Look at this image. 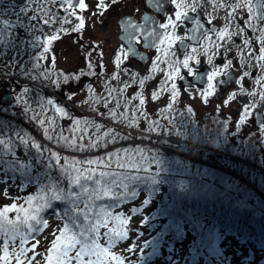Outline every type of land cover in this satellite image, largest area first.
I'll use <instances>...</instances> for the list:
<instances>
[{"label":"trees","instance_id":"trees-1","mask_svg":"<svg viewBox=\"0 0 264 264\" xmlns=\"http://www.w3.org/2000/svg\"><path fill=\"white\" fill-rule=\"evenodd\" d=\"M54 76L53 79H56V75ZM25 78L21 72L9 77L10 80L18 82ZM28 81L33 84L24 82L23 86L14 84V87L28 88L32 94L43 96L46 94L40 89L55 90L57 94L56 97H52V100L60 99L62 101L66 100L67 92H72L71 86H69L70 81L65 85L61 77L60 88L44 85H41L42 88L36 87V84L40 86L39 79ZM87 112L82 117L83 126L81 128L85 126V120H95L96 123L103 125L99 132L89 126L87 135L83 140H80V132L73 131L72 124H63L52 114L56 119V130L52 133L54 138L62 130L69 139L75 137L77 143L87 145L90 141L96 140L97 136H102L111 129L118 137L114 143H108L106 147H97L84 153L73 152L53 141L45 140L36 121H31V125L22 123L21 119L27 117H20V112L17 114L18 116L0 114V132L3 133L5 140L11 139L8 148L0 145V184H13L18 191L16 201L13 202L19 209L10 210L6 214L8 219L16 220L17 216L23 218L25 212L30 211L36 204L34 200L32 205H29L26 198L30 195L36 196L42 183L47 184L59 175L55 161L46 159L47 153L44 156H38L36 150L30 148L32 139L40 143L42 147L52 148L62 158L68 156L67 154H74L78 155L77 159L105 157L107 160L108 153L116 152L118 156L113 158L110 166L91 165L90 168L97 174L100 171H110L141 178L131 186L136 190L137 195L132 197L130 193L127 194L119 201V207L112 209V215L120 217L115 221V224L119 225L125 220L128 221L124 224L122 231L130 229L136 239L142 240L143 236L145 237L144 234L156 233L155 238L150 240L149 249L155 252L163 249L167 253L179 254L183 258V264H225L228 254L233 256L238 254L239 256L245 250L248 253V258L245 260L247 263L264 264V185L261 182L264 179V174L260 168L257 169L251 161L247 160L229 163L227 161L229 172H223L188 156L163 151V149L170 148L176 152L192 155L194 147L190 149L189 144L200 145L201 142L193 134L185 137L182 132L169 131L164 126L161 127L163 131L161 133L156 130L149 132L147 129L150 124L146 123L142 125V128L141 126L135 127L138 128V133L132 135L128 130H132L134 127H129L126 120L119 117L118 111L115 110L117 114L115 120L108 115L107 110L103 112V116L98 112ZM101 119L105 121L103 122ZM47 126L46 123L45 127ZM151 126L154 127L152 123ZM16 132L31 137L28 147L20 143L15 136ZM219 132L220 130L217 128H210L208 134L210 136V134ZM173 137L182 140V142H188V146L183 143L177 145L168 142ZM106 139H111V137ZM207 147L212 149L214 145ZM240 151L242 152V150ZM19 153L22 154L20 159L17 157ZM232 153L238 155V149L234 148ZM195 155L200 156L199 154ZM116 159L123 161L125 167L118 166L115 163ZM17 161L27 167L21 168ZM45 163H52L54 166L46 168ZM61 164H63V159H61ZM174 165L176 166L173 168ZM183 165L189 168V171H185L184 174L180 173ZM33 168L38 169L37 173H34V170L31 171ZM152 177H154L155 183L151 181ZM107 202L111 203L110 200ZM5 206L9 207V202L6 204L4 199H0V210ZM21 206L23 211H21ZM64 206L62 202L53 201V207L46 209L41 215L48 219L51 225H56L57 221L53 214L60 213ZM136 213H147V218L141 226L134 227L130 223ZM109 226H112L111 221ZM22 230L27 232L26 228H22ZM49 231L50 227L43 232L37 231L28 234L23 247L30 249L37 240L44 238H49L50 242L53 237L52 235L48 237ZM103 231L105 229H101V233ZM10 234L8 235L10 236ZM56 234L59 235L58 232ZM5 238V234L0 233V255L2 257L4 256ZM8 243L10 264L12 261H16L14 254H19V235L15 241L9 239ZM122 244L123 242L119 245ZM176 245L178 246L176 247ZM48 247H50V243ZM41 252H28L27 255L29 257L35 255V261H37V256ZM256 252L260 253L261 257L255 256ZM44 253L48 254L46 250ZM123 255L126 259L128 258L125 252ZM193 257L196 258L191 262L190 259ZM43 258L44 256L41 257V264H46ZM21 259L24 258L21 257Z\"/></svg>","mask_w":264,"mask_h":264},{"label":"rangeland","instance_id":"rangeland-1","mask_svg":"<svg viewBox=\"0 0 264 264\" xmlns=\"http://www.w3.org/2000/svg\"><path fill=\"white\" fill-rule=\"evenodd\" d=\"M21 0H1L0 1V19H7L11 22L15 23V12L19 11L21 6L24 4H20ZM37 1V0H33ZM44 0H38L41 2ZM144 0H124L121 4H119L116 8H113L111 11V15L107 12H103L102 15H93L97 11V9L90 11V19L89 25L85 32V40H88L91 44L92 48L97 49L102 52L104 50L105 55L107 56L109 67H105L106 71L101 73V69L99 74H95L90 76L87 82L83 81L84 85H82V81H71L69 83L72 93H74V98L71 101L67 99L65 101L68 102V105L71 107L74 118L68 123L72 124L73 129L76 127L75 121H82V117L86 114L87 111L94 112L93 107H95L98 113H103L104 111H108L109 109L116 110L119 113V117L126 120L127 124L131 123L134 127L132 130H128L130 134L137 135V130L142 125L153 124L156 128L155 130L159 133L163 132L161 127L168 128L169 131L182 132L185 134V137H189L191 134L196 136L201 142L199 144H189L191 146L192 155H188L186 153L176 152L170 148L163 149V151H169L175 154H179L181 156H188L189 158H193L195 160H199L202 164L207 165L211 168H215L221 170L223 172L228 171L229 162H242L243 160H247L248 162H252L253 165L262 171L264 174V136L260 135V129H257L252 122V117L255 111H262L264 113V101L261 100V93H264V79H260L264 77V68H261V65L264 64V60H260L259 57L262 55L259 49L264 46L261 43L262 30L264 28L261 27L259 22L255 20L253 7L252 12L249 13L247 7H241L237 9H233L232 7H227V5L240 3L243 5L245 0H208L206 3L208 7H214V13L207 14L205 17L209 21H215L220 26V31L224 29L225 25L228 26L227 31L229 33L239 32L240 28H243L244 31L239 35L233 36L229 39L225 36L221 39L218 36V39H204L201 46L199 47L200 58L203 59V62H207V56H212L214 58L219 55V52H223L224 49H217V45H223L226 48H231L232 53H225L224 56H220L226 62L227 59L233 60V67L240 78L243 71H247L250 73L248 77H245L243 80L239 79V83L235 87L236 97L242 98L245 104L249 105V116L245 121H239V117L235 116L234 118H226L228 122L224 123L225 120L221 119V114L224 116L230 115L231 111H233L234 106L227 104L223 105L222 103L216 104L211 100L213 96V91H210V94L205 99V90L206 89H182L180 84L178 83L179 76L174 77V79H167V77H163L162 70L160 72L158 70L153 71L152 67L144 68L142 66H137L134 64L132 60L123 55V51L121 50V43L118 39V32L120 28L118 26V18L121 15H134L137 13L139 8L141 7V2ZM254 0H251L253 2ZM179 2V0H178ZM186 4L187 0H184ZM224 5V6H221ZM46 6V5H45ZM49 6L44 9L49 10ZM174 9H177L174 4ZM198 10L203 12L201 6L198 7ZM111 8V7H109ZM117 9L118 15L114 16V12ZM180 10H185L186 8H179ZM175 12V11H174ZM229 14H231L232 19H229ZM29 15H37L35 12L30 11ZM23 18V17H22ZM250 21L252 27H249L245 24V21ZM99 24H102L104 28L99 27ZM254 29V30H253ZM11 32L13 35L11 37H6L4 41L5 45L2 49L3 56L0 58V114L6 115H15L20 112V117H27L21 119L22 123L30 124L31 120L29 116L32 115L31 112L25 114L24 103L18 101L17 96H22L23 101H28L30 107L37 108L39 110L38 105L35 103V99L37 94H32L29 92L27 94L24 93V89H21L17 86L14 87V84H20L19 86H23L24 82H29L31 85L32 82L28 81L30 79L28 76L24 75L25 66L28 69L32 67V57L33 55L29 52V48L25 49L23 44H21L18 40L19 34L16 32H12L11 30H7ZM75 33V32H74ZM173 36L176 35L175 31H171ZM66 39H69L65 36ZM28 39H34L33 34L29 33ZM70 40V39H69ZM69 40H66V42ZM244 40H248V45H244ZM172 44L175 45V42ZM236 45H240L241 47L238 49ZM62 48H65L63 46ZM171 53H175V55H171L168 57L171 63L178 59V52L176 49H173ZM27 52L29 57L24 58V52ZM29 52V54H28ZM207 52V55H205ZM70 51L62 53V56L58 58V61L55 62L53 67L52 61H47L42 65L43 67H48L52 69L56 75H59L61 79H63L64 75H67L72 71L70 66H67V60L70 57ZM249 53H251L256 59H249ZM116 54L120 55L119 66L117 67V61L114 62V58ZM161 54H165L164 49ZM122 57V58H121ZM15 61V63H13ZM97 62V61H96ZM241 62L244 65H251L245 68H241ZM96 64V63H95ZM170 64V62H169ZM190 67L193 68L194 60L189 62ZM175 67H180L181 64H175L173 67H169V71L166 73L173 72ZM62 68V69H61ZM119 69L120 75L115 76V72ZM32 71L31 75L35 76L37 71ZM67 70V71H66ZM21 72L25 79H20V82L10 80L9 77L13 74ZM180 73H183V70H180ZM9 74L10 76H8ZM117 75V74H116ZM69 76V75H67ZM116 77L115 79L113 77ZM133 76L135 78H133ZM145 77H149V79L144 80L146 84L143 86L140 85V80ZM55 78V76H53ZM259 80V82H257ZM158 81L157 85L148 88V85L152 82ZM175 83L177 85V96L175 99L172 98L171 94V85ZM73 84V85H72ZM125 84L128 86L125 87ZM35 85V84H34ZM37 84L36 87H41ZM45 86V85H44ZM47 87V86H46ZM74 87V88H73ZM40 89V88H39ZM44 89V90H42ZM40 91L44 92L46 96L40 95L45 99H52L55 97L56 91L50 90L48 88H42ZM56 89V88H55ZM69 89V88H67ZM107 89V90H106ZM111 89H115L114 92L109 95V91ZM5 92H10L14 98V102L9 105H4L2 102V96ZM158 93L156 99H152V93ZM255 93L254 96L249 95L248 93ZM38 93V92H37ZM69 93V92H67ZM99 99V103H95V101ZM140 99L144 100V104L140 105ZM55 101V100H53ZM58 101H62L58 99ZM64 101V100H63ZM119 101L120 107H116V103ZM107 102L108 107L105 108L104 104ZM71 105H74L72 107ZM217 105H221L220 109L217 110ZM47 111L41 115L40 118H45L47 116L55 115L53 106L47 105ZM84 109V111H82ZM88 113V112H87ZM57 118V116L55 115ZM77 117V118H76ZM127 118V119H126ZM144 119V121H142ZM27 120V121H25ZM59 121V119L57 118ZM102 120V119H101ZM103 122L105 120H102ZM172 121L173 123H170ZM145 122V123H144ZM47 123V122H46ZM62 123V122H61ZM241 123H244L241 125ZM64 124V123H63ZM67 124V123H66ZM82 122L79 125L81 128ZM211 129L217 128L220 130L218 134H208V131ZM78 132V131H76ZM168 140V139H167ZM168 142L179 145L183 143L187 145L188 142H182L180 139L170 138ZM214 145L212 149L208 148V145ZM188 146V145H187ZM198 148V149H197ZM236 148L238 149V155L232 153V150ZM242 150V152L240 151ZM244 151V152H243ZM195 154H199L197 156ZM71 157H77L78 155L67 154ZM18 159L22 157V154H17ZM202 157V158H201ZM248 158V159H247ZM206 163V164H205ZM240 164V163H238ZM176 165L173 166V168ZM32 168V166H29ZM34 173H37L38 169L33 168ZM189 171V168L185 165L182 166V172L184 174ZM262 185H264V179L261 181ZM7 192L5 196L4 193ZM18 196L17 188L14 187L13 184H0V199H4L9 202V207L14 204L13 201H16ZM19 208L17 207V210ZM17 212V211H16ZM147 218V213H136L134 218H132L131 226L137 227L141 226L143 222ZM55 229V224L50 227V231L48 237H50L51 233ZM128 240L123 241L122 245H118L117 249H114L120 253H126L127 259H125V264H134L137 262L138 264H183V258L180 257L179 254L167 253L163 249H159L157 252L149 249L150 240L155 238L156 233H148L144 234L142 239H136L131 234V230L128 229ZM49 238L47 239H39V244L37 245L35 252L42 251L37 257L38 260L34 261L33 264H37V262H41L42 256H45L44 251L49 246ZM178 245H176L177 247ZM129 248V252L125 249ZM132 247H135V250L132 251ZM255 256L261 257L260 253H255ZM2 257V255H0ZM193 257L190 259L192 262ZM229 258V259H228ZM227 261L225 264H249L247 263L246 258H248V253L242 251L241 255H229L228 254ZM182 259V261H181ZM181 261V262H180ZM189 261V260H188ZM183 262V263H182ZM16 261H12L10 264H16ZM42 263V262H41ZM0 264H3L2 259H0ZM75 264V262H73Z\"/></svg>","mask_w":264,"mask_h":264},{"label":"snow or ice","instance_id":"snow-or-ice-1","mask_svg":"<svg viewBox=\"0 0 264 264\" xmlns=\"http://www.w3.org/2000/svg\"><path fill=\"white\" fill-rule=\"evenodd\" d=\"M38 2V0H37ZM51 3H61L67 4L69 8H73L72 15H75V6L73 4V0H50ZM117 0H97L96 9L97 11L93 13V15H102L103 12L107 9L109 4H115ZM33 3V0H27V3L24 6L19 8L18 12H15V24L18 25L20 28L24 29L26 33H33L36 29V25L32 24V21H36L39 19L36 15H29V7L28 5ZM172 4H175L177 9L179 8H188L191 7V10L195 12L197 9L194 4H186L184 0H171ZM77 5L81 11L86 10L89 5L86 3V0H77ZM224 6V5H221ZM247 7L249 13L252 12L251 7V0H245V3L241 5L240 3H235L231 5H227V7H232L233 9ZM264 7V5H261ZM45 13V16L48 15V11L46 9H42ZM27 18L29 23L26 25L23 18ZM188 18L187 12L176 11L175 12V19L169 17L167 19V23H161L159 25L160 28L164 29L163 33L157 32L155 28L151 31H148L144 39L147 40L148 37H153V41L149 44V47H155L157 51H160L159 46L157 45L156 41L159 44H165L167 42L168 47L170 48L175 40H181L180 36H173L168 29L171 28L175 30L177 28V22L186 20ZM147 20L148 18L145 17ZM229 19H232L231 14H229ZM79 23L73 29L75 32L81 31L85 27V19L83 17H77ZM54 19H44L43 23L45 25H51L54 23ZM197 25L196 29L193 31L202 28L203 25L200 24L199 20H194ZM64 23H68L67 18H64ZM11 24L10 20L7 19H0V58L3 56L2 49L5 45L4 41L6 37H11L13 34L8 32L9 25ZM245 24L249 27H252L250 21H245ZM129 26L133 29L138 31H142L144 26L143 25H136L134 23H129ZM239 28V32L236 33H229L227 31L228 26L225 25L224 29L221 30L218 35L221 39L227 36L231 39L233 36L239 35L244 31L243 28ZM254 30V29H253ZM43 32V29H40ZM206 39H211L207 36V33L204 34ZM137 38L132 36L131 34L128 37L129 43L131 40ZM58 39L57 36H47L43 42L40 41V37H34L31 41L37 47L42 48L43 50L39 52L38 55L32 57V67L28 69L25 66L24 75L28 76L30 79L33 80H40L41 84L45 86H55L56 88L61 87L60 83V76L56 75V73L49 69L48 67H43L40 63L41 60L47 59L46 54L49 52V45L51 41ZM261 43L264 45V30H262V37ZM244 45H248L249 41L244 40ZM23 44V41H21ZM239 49L241 46L236 45ZM223 48V52H219L220 56H224L225 53H232L231 48H226L223 45H217V49ZM197 51L196 48H192L191 53H184V59L182 61L176 60L169 64V67H173L175 64L183 65V68L187 69L188 74H193L194 70L189 65L190 60H194L196 64L200 63V60L197 59L192 53ZM260 53L262 54L259 59L264 60V46L259 49ZM128 52L135 53V50L132 48L128 49ZM168 51L165 50V55H168ZM123 55L127 57L128 53L124 52ZM171 55H175V53H171ZM207 55V52H205ZM249 59H256L251 53H249ZM157 61L164 63L165 61H161L160 57L156 58ZM117 67L119 66L120 55L116 56ZM15 63V61L13 62ZM207 63L209 65H213V57L207 56ZM53 67L55 65V58L52 59ZM233 66V60L227 59L226 63H223V70L218 65H213L212 70L207 74V81H208V89L205 90V99L210 94L211 90L217 88V84L214 83L217 77H225L228 76L230 78V73L227 71L230 67ZM251 66V65H247ZM246 65L241 62V68L247 67ZM89 69H92L93 65L89 63L87 65ZM261 68H264V64L261 65ZM37 71L35 76L31 75L32 71ZM156 70V61L153 62V71ZM96 73L92 71L84 72L81 70L80 75L71 77L72 80L79 81L81 76L85 75H95ZM56 75V79H53V76ZM167 79H174L176 76H180V69L175 67L173 72L165 74ZM250 75L249 72L243 71L242 75L240 76V80H243L245 77ZM116 78L115 76L113 77ZM133 78H135L133 76ZM149 79V77H145L144 79L140 80V85H144V80ZM182 80L183 77L180 76ZM260 79H264L261 77ZM70 81V77L67 75L63 76V83L67 85ZM239 83V80L236 81ZM259 82V80H257ZM219 83H224L221 80ZM128 85L125 84V87ZM115 89H111L109 91V95L114 92ZM171 94L172 98L175 99L177 96V85L173 83L171 85ZM30 92V89L25 88L24 93L27 94ZM235 93V92H232ZM231 94V93H230ZM226 95V98L222 101L223 105H227L229 101H232L234 98L229 99V95ZM251 96H254L255 93L249 92ZM74 93L69 92L66 96L68 101H71L74 98ZM158 93H152V99H156ZM18 101L24 103V113L28 114L29 112L32 113L29 116L31 121H36L39 125L40 129L42 130V134L45 140L53 141L57 145L65 149H70L73 152H80L84 153L91 149H95L97 147H106L108 143H114L115 140L118 138L117 134H114L111 129L105 132L102 136H97L96 140L90 141L89 144L85 145L83 143H77V139L75 137L69 139V137L63 134L61 130L59 133L56 134L55 138L52 135L53 132L56 130V119L53 116H47L45 118H40L43 113L47 111L46 106L51 105L54 108V111L60 116L67 117L69 113L65 111L64 107L59 106V104L52 99H45L37 94L35 99V103L38 105L39 110L37 108L30 107L28 101H23L22 96H17L16 98ZM261 100L264 101V93H261ZM227 101V103H225ZM95 103H99V99L95 101ZM144 104V100L140 99V105ZM104 107L107 108L108 104L105 102ZM116 107H120L119 101L116 103ZM221 105H217V110H219ZM242 111L238 113L239 121H245L249 116V105L243 104L241 105ZM93 111L95 112L96 109L93 107ZM100 115H104L101 113ZM108 115L115 120L116 119V112L112 109L108 110ZM47 122V127L45 124ZM123 122V121H121ZM228 122L226 119L224 123ZM170 123H173L170 121ZM81 121H75L76 127L73 131L80 132V140L84 139V136L88 133L89 126L95 128L96 132H99L103 125L98 124L95 120H85L84 127L80 128L79 125ZM244 123H241V125ZM129 127L133 125L131 123L128 124ZM149 132L155 131V128L151 125L147 129ZM260 135L264 136V123L260 125ZM15 136L19 139L20 143L25 147L29 146V140L31 137L26 135H22L20 132H16ZM107 137H111V139H106ZM11 144V139L5 140L3 138V133L0 132V145L4 146V148H8ZM31 149H35L38 156H44L47 153L46 159L49 161H55V166L58 168L59 175L51 180L47 184H41L40 191L36 194V196H28L26 201L29 205H32V202L35 200L36 204L32 206L31 210L25 212L23 218L17 216L16 220H10L7 218V213L10 210H16L17 205L12 204L10 207L5 206L2 210H0V233H4L6 238L4 239V256L0 257L4 261V264H9L8 256H9V239L15 241L17 235L20 238V250L19 254H14V258L17 264H33L35 261V255L29 257L27 255L28 252H35L37 245L39 244V240H37L36 244L32 246L30 249H25L23 247L24 243L28 238V234L34 233L37 231L43 232L45 229L52 227L49 223V220L46 219L41 213L45 212L46 209L53 207V201L62 202L65 206L60 213H54V218L57 221L55 225L56 231L51 233L53 239L49 242L50 247L46 248L47 255L44 256V262L46 264H125L126 257L123 253H120L114 249H117L118 245L128 240V232L127 230L122 231L124 224L128 223L125 220L122 224H115L116 220H119V216L112 215V209L119 207V201L124 198L127 194H131L132 197L137 195L136 190L131 187L137 181H140L141 178L139 176L131 175V174H124V173H117V172H110V171H100L98 174L95 170L91 169V165H104L105 167L110 166L114 157L118 156V153L112 152L107 154V160L105 157H99L97 159H77L76 157H68L64 156L63 158L58 155L56 151H53L52 148L49 147H42V145L32 139L30 144ZM61 159H63V164H61ZM43 162V161H41ZM21 168L27 167L17 161ZM115 163L120 167H125V164L120 159H116ZM54 165L52 163H45L46 168H52ZM87 173V174H85ZM47 179V178H45ZM151 181L155 183L154 177L151 178ZM7 195V192L4 193ZM111 201L108 203L107 201ZM21 211H23V207L21 206ZM112 222V226H109V222ZM39 226V227H37ZM22 228H26L27 232H24ZM101 229H105L103 233H101ZM59 233L57 235L56 233ZM9 233L10 236L8 235ZM103 241V243H102ZM129 252V248L125 249ZM132 251L135 250V247H132ZM23 257L24 259H21ZM87 257V259H85ZM37 264H41V262H37Z\"/></svg>","mask_w":264,"mask_h":264},{"label":"flooded vegetation","instance_id":"flooded-vegetation-1","mask_svg":"<svg viewBox=\"0 0 264 264\" xmlns=\"http://www.w3.org/2000/svg\"><path fill=\"white\" fill-rule=\"evenodd\" d=\"M123 1L124 0H118L115 4H109L107 9L104 12L107 13L109 11L108 13L111 15L112 14L111 13L112 9L116 8ZM187 1H188V3L190 2L191 4H194V5L197 4L198 7L201 6V8L203 9V12L201 10H198L197 7H196L197 10L195 12H193L191 10V7H188V8H186L183 11L180 10V9H174V7H173L174 4H172L171 0H170V6H169V8L167 10V13L165 11L164 16L160 17V13H158L153 7L149 6L147 4V0H144L143 2H141V7L137 11V13H134V15H121L118 18V21H117L118 26L120 28L119 23L125 17H131V18L135 19L138 24H141L143 16H152V17L159 18L160 24L161 23H167V19L169 17H171L172 19H175V12L176 11H181V12H187L188 15H191V16H194V15H197V14H201L202 17H203V20L207 24H209V26H212V25L218 26V33L220 32L219 24L217 22H215V21H209L205 17L207 14L214 13V11H215L214 7H208L207 6L206 3L208 2V0H187ZM228 1H230V0H228ZM257 2L261 3L262 5H264V0H254L253 2H251V5L253 7L255 20L257 22H259V24L257 23V25H261V27L264 28V7H262L263 19L260 21L255 16V6H256ZM26 3H27V0H21V2H20V4H22V5L23 4L25 5ZM86 3L89 5V7L86 10H84V11H81L79 9V7L75 8L74 9L75 10V15H72L73 8H69V6L67 4H63L62 5L59 2L51 3L50 0H44V1H41V2L33 1V3L28 5L29 10L35 12V14H37L36 16L39 17L38 20L31 22L32 24H35L37 26L36 29L34 30V32L32 33L33 37H40V41L41 42H43L44 39L47 36H57L58 37V39L51 41V43L49 45V52L46 54L47 59L41 60L40 61L41 65L45 64L47 61H52L53 58H55V62H57L58 58L60 56H62V53L70 51L71 52L70 53V57H69V60H67V66H70V68H72V71L67 74L70 77V82L71 81H75V80H72L71 77L80 75L81 70H83L84 72L92 71V72L96 73V75H97V74H99L100 69H101V73L100 74H102L103 71H106L105 67H107V66L109 67L110 66V65H108V63H110V62H108L107 56L105 55L104 50L102 52H100L97 49L92 48V46L89 43V41L85 40V32H86L87 27L89 25L90 11L96 9L97 0H86ZM47 5L49 6L48 7L49 11H48V15L45 16V13H44V11L42 9L47 7ZM109 7H111V8H109ZM113 14H114L113 17H116L118 15L117 9L115 10V12ZM78 16L79 17H83L85 19V27L81 31L75 32V31H73V29L79 23V21L77 20ZM49 18L54 19V21H55L50 26L49 25H45L43 23L44 19H49ZM64 18H67L68 23H64ZM23 19H24L25 24L27 25L29 23V21L27 20V18H23ZM177 25L178 26H177V28L175 30L169 28L168 31L170 33H171V31H175V33H176L175 36H180L182 39L181 40H177L175 42V45H173V47L171 46L170 48L168 47V44L166 42L165 44H162L159 47L160 51H157L156 49H154V50L144 49L143 48V39L141 37L137 38L136 41H135L136 46L140 50H142L143 52L146 53L148 60H147V63L145 65H142V64H139V63L133 61L134 64L137 65V66H142V67H144L146 69V68H149V67L153 68V62L156 61V70H158L159 72H160V70H162V74H164L162 76L165 77L166 76L165 75L166 71H169V62L171 63V61L169 60L168 57L170 56L171 51H173L172 48L177 50V52H178V59L177 60H179V61H182L184 59V53H186V52L187 53H191L192 48H196L197 51L195 53H192V54L194 56H196L197 59L200 60V63L196 64L195 61H194V65H193L194 72H193V74H188L187 69L183 68V65L181 63V68L179 67V69L183 70V73L182 74L180 73V76H182V77L183 76H187L189 78H192V77L195 76V74L197 72L202 71L204 66H207L210 69V71L212 70L213 65H218V66H220L222 68L223 63H226V61L223 58H221L220 55H217L214 58L213 65H209L207 62H203L202 61L203 59L200 58V54L201 53L199 52V47L201 46V44L204 41L205 37L202 39L200 44H198V45H189L188 49L183 54H181L179 49H178V44L182 40L183 41L189 40V34H188L189 27H188L187 23L184 22V20L178 21ZM54 27H56V28H54ZM99 27L104 28L102 24H99ZM40 29H43L44 31L41 32ZM161 30L163 32L165 31L162 28H161ZM120 31L121 32H118L119 41H120V38H119L120 34L122 33L121 28H120ZM16 33H20L19 34L20 36L18 38L19 42L21 43V41H23V46L25 47V49L28 46L29 52H31V54L33 56L38 55L39 52H41L43 50L42 48H39L34 43H32L31 42L32 39L31 40L28 39L29 33H26L24 31V29L19 27V30ZM218 33H217L216 36H213V35H207V36L211 37V38H214V40H216V39H218V36H219ZM65 36L67 38H69L70 40L66 39ZM66 40H69V43H68V41L66 42ZM120 43H121V41H120ZM63 46H65V48H62ZM163 49H164V52H165V50H167L169 54L168 55L161 54ZM121 50L123 52H127L126 49L122 46V44H121ZM29 52H28V54H29ZM24 54H25L24 58L29 57V55H27L26 51L24 52ZM116 56H117V54H116ZM158 56L160 57L161 61H165V62L161 63L160 61H157L156 58ZM115 61H116V57L114 58V62ZM89 63H91L93 65L92 69H89L87 67V65ZM222 70H223V68H222ZM227 71L228 72L230 71V72L234 73L235 80H234V83H233L232 87L229 90L228 89L225 90L226 87L228 86V81L226 80V78L225 77H217L216 78L214 83L217 84V88L212 90L214 93H213V96L211 98V100L213 102H215L216 104L222 103V101L226 98L227 94L231 93L229 95V99H232L235 96V93H232V92H235V87L238 84L236 81L239 80V77H238V75H237V73L235 71V68L233 66L230 67ZM119 75H120V72H119V69H118L115 72V76L118 77ZM90 76H92V75L81 76V78L79 80L82 81L81 82L82 85H84L83 81L88 79ZM180 76H179V79H178V83L180 84L182 89H185L184 87H182V84L180 83ZM221 80H223L224 83H222V84L219 83ZM87 81L88 80H86V82ZM157 83H158V81H155V82L153 81L152 83H150L148 85V88H151L154 85L156 86ZM144 84H146V82H144ZM84 87H85V85H84ZM206 88H208V86ZM186 89H198V88L194 87V88H186ZM225 103H227V101H225ZM228 104L233 105L234 109H233V111H231L230 115L224 116L225 113L221 114V119L222 120H226V118H230V117L234 118L235 116H238V113L242 111L241 105L245 104V102H244V100L242 98L236 97L232 101H229ZM252 122H253V120H252ZM252 125H254V124H252Z\"/></svg>","mask_w":264,"mask_h":264},{"label":"water","instance_id":"water-1","mask_svg":"<svg viewBox=\"0 0 264 264\" xmlns=\"http://www.w3.org/2000/svg\"><path fill=\"white\" fill-rule=\"evenodd\" d=\"M73 4L75 8H78L77 0H73ZM147 4L153 7L158 13H160V17H163L165 14V11L167 13V10L170 6V0H147ZM261 5H262L261 3L257 2L255 6V16L260 21L263 19V10H262ZM145 17H147L148 19L146 20ZM194 20H199L200 24H202L203 27L199 28L196 31H193V29L197 28V25L194 22ZM130 22L136 25H143L144 26L143 30L138 31L136 29L131 28L129 26ZM184 22H186L189 27V30H188L189 40H185V41L182 40L179 42L178 49L181 54H183L188 49L189 45L200 44L202 39L205 37L204 36L205 33H207V35H213V36H216L218 33V26L216 25L209 26V24H207L203 20V17L201 14H197L194 16L188 15V18L184 20ZM119 25L122 30V33L120 34L119 38H120L122 45L126 48V51L128 53L127 56L129 57L130 60L135 61L142 65H145L148 60L147 55L145 52H143L136 46L135 41L137 38L141 37L143 39L144 49H148V50L156 49L155 47H149V44L153 41V37H148V39L145 40L144 36L148 31H151L153 28H155L157 32L163 33V31L159 27L160 25L159 18L152 17V16H143L141 24H138L135 19L131 17H125L120 21ZM8 29L11 30L12 32H18L19 26L16 25L14 22H11ZM130 34L134 37H137V38L132 39L131 43H129V40H128V37ZM156 43L159 47L162 45V44H159L158 41H156ZM129 48L134 49L135 53L133 54L132 52H128ZM208 72H210V69L207 66H204L203 70L197 72L195 76L192 78L183 76V79L182 80L180 79V83L182 84V87L184 88L196 87L198 89H205L208 86V81H207ZM229 73H230V78L228 76H225L226 80L228 81V86L226 87L225 90L227 89L229 90L232 87L234 80H235L234 73L230 71ZM2 102L4 105H9L13 103L14 98L12 94L10 92H5L2 96ZM55 102H57L59 106L64 107L65 111L69 113L67 117H63L54 111L59 121L62 123H67V124L70 123L74 118V113L71 107L63 101L56 100ZM252 120H253L254 126L257 129H260V125L264 123V114L261 111H256L252 117Z\"/></svg>","mask_w":264,"mask_h":264}]
</instances>
